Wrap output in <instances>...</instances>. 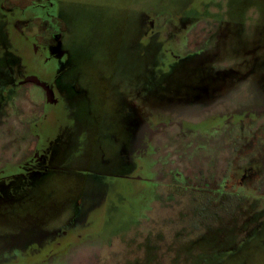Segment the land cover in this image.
Wrapping results in <instances>:
<instances>
[{"label":"rangeland","instance_id":"1","mask_svg":"<svg viewBox=\"0 0 264 264\" xmlns=\"http://www.w3.org/2000/svg\"><path fill=\"white\" fill-rule=\"evenodd\" d=\"M35 19L63 27L52 55ZM5 162L0 264H195L227 212L191 200L222 179L220 207L259 199L232 259L264 264V0H0Z\"/></svg>","mask_w":264,"mask_h":264},{"label":"trees","instance_id":"2","mask_svg":"<svg viewBox=\"0 0 264 264\" xmlns=\"http://www.w3.org/2000/svg\"><path fill=\"white\" fill-rule=\"evenodd\" d=\"M157 188V186L153 189L155 191V189ZM155 195V196H154ZM154 199H157V194H154ZM198 198V199H197ZM194 200H197L198 202H202V211L207 209V205H211L213 207H215V212L213 213V220H214V225L217 226L219 221L218 219L221 217V212H223V215L226 214L225 218H227V223H221V228L219 230V235L215 234L213 231L216 230V227L208 230L209 232H213L212 236H217V239H222V244L224 247L219 248V252H217V254H213V253H209L210 251H204L205 248L207 247H203V248H197V242L193 241L192 245H195L193 247H191L192 249H194V254H196L197 257H195V259L198 261L195 264H237L236 261H234L232 259V257L235 255L236 250H239V242H244L243 240H247L248 238H250L249 235V231H247V224L250 221H254L255 218H257V214H253L250 212H246L245 215H243L242 213V208L243 206H248V208H250L252 211H254V208H256L257 204L259 203V199L255 198L249 200L248 198L245 197H237V195H229V197H227L228 203L226 207H220L221 205V196H207V199H202L197 197ZM239 204V205H238ZM225 208V209H224ZM225 210V211H224ZM254 215V216H253ZM254 219L245 222L244 219H249L250 217H252ZM216 223V224H215ZM223 223V225H222ZM202 225V223L200 224ZM198 228H196L197 230ZM251 230V229H250ZM207 232H202V233H198L195 236V240H199L202 237H204V235ZM194 237V236H193ZM227 242V245L226 243ZM243 244V243H242ZM245 244V242H244ZM203 249V250H200ZM228 254V255H226ZM185 264H188L187 262H184Z\"/></svg>","mask_w":264,"mask_h":264},{"label":"flooded vegetation","instance_id":"3","mask_svg":"<svg viewBox=\"0 0 264 264\" xmlns=\"http://www.w3.org/2000/svg\"><path fill=\"white\" fill-rule=\"evenodd\" d=\"M15 6H22L21 2H14L13 3ZM53 19H47V20H43L40 21L39 19H35L33 21H31L30 23H25V25H23L24 29L22 30V36L27 37V38H34L36 40V43H38V46H40V49H37V47H34L32 45V51L29 49L30 52H32V54H34V56L38 55V54H43L45 56L47 55H52L53 49L57 43V38H55L56 34H59V32H62L63 27L61 26H57V24H53L52 23ZM37 25L38 28V32L35 35H30L29 31L32 27V25ZM60 24V23H58ZM153 24L150 23V26H152ZM39 56V55H38ZM35 57V58H38ZM40 58V57H39ZM34 64V61L32 59V62L30 64H28L30 67H27V70L29 71V73L27 74V78H25L23 81H21L20 84L25 85L26 83L32 84L36 87H38L41 91L42 94L44 96H46V94L52 89V86L54 85V83L56 82V77L52 76L51 78H47L45 80H41V78H39L36 74H35V70H31V65ZM35 66V64H34ZM43 106V104H42ZM41 106V107H42ZM221 125H224L223 123H221ZM219 125V126H221ZM6 163H10V162H5L3 164L0 165V167L5 166ZM12 164V163H11ZM147 168L146 164H144V168ZM148 175V174H147ZM180 178H182L181 176H179ZM178 178L179 180H177L179 183H182L181 179ZM177 179V178H176ZM246 176L241 174L239 179L237 180V183H241L245 181ZM230 180V179H229ZM222 184L219 186V188L217 189V191H215L213 194H206L205 192H202L200 194H197V197L202 199H207V196H223L228 194V192H225V190H227V183L229 182L228 179L224 180L222 179ZM157 187L158 185L155 184ZM194 194L196 193H189L187 196L188 198H192V196H195ZM184 195V194H183ZM154 199V198H153ZM196 199V197H195ZM198 199V198H197ZM193 201V200H191Z\"/></svg>","mask_w":264,"mask_h":264}]
</instances>
